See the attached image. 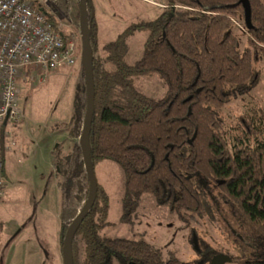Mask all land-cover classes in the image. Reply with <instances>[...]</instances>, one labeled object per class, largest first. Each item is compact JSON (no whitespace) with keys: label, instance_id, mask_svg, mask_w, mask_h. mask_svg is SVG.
Wrapping results in <instances>:
<instances>
[{"label":"trees","instance_id":"1","mask_svg":"<svg viewBox=\"0 0 264 264\" xmlns=\"http://www.w3.org/2000/svg\"><path fill=\"white\" fill-rule=\"evenodd\" d=\"M164 1L154 20L131 24L115 40L99 44L88 0L94 79L91 162L94 169L104 161L121 168L125 178L122 224L131 223L145 192L180 221L205 216V197L198 182L204 179L218 190L232 215L225 225L234 252L218 254L228 255L230 264H264V111L241 117V131L237 133L238 127L231 134L218 114L260 82L257 49L241 51L240 36L233 28L240 22L253 42L264 46V0H248L249 27L241 0ZM45 14L58 29L53 16ZM141 32L147 33L142 56L128 64V39ZM154 74L167 88L158 100L140 93L133 84V78ZM83 107L75 103L76 111ZM83 168L81 160L77 174ZM109 205V194L97 182L95 203L73 239L74 246L75 238H81L83 264H185L174 256L163 260L160 250L143 239L103 236L109 226ZM71 221L60 223L61 251Z\"/></svg>","mask_w":264,"mask_h":264},{"label":"rangeland","instance_id":"2","mask_svg":"<svg viewBox=\"0 0 264 264\" xmlns=\"http://www.w3.org/2000/svg\"><path fill=\"white\" fill-rule=\"evenodd\" d=\"M89 1L99 24V44L115 40L131 24L154 20L165 6L164 0ZM34 3L42 12L51 14L61 34L74 42L75 60L68 68L56 71L29 68L19 76L20 118L0 130L2 148L8 147L5 151L8 181L0 197V264H62L57 240L59 224L68 223L77 215L88 191L84 168L80 174L75 170L82 160L79 138L86 107L79 0H34ZM233 30L240 36L241 51L253 46L257 49L256 67L261 71V79L250 93L237 96L218 110L225 127L231 129L230 134L239 127L241 117L264 111V46L255 44L240 22ZM146 37L147 33L141 32L128 39L125 56L128 64L141 58ZM98 55L104 62L103 54ZM104 67L111 68L106 63ZM133 84L137 91L157 100L167 90L157 74L133 78ZM77 101L84 105L79 112L75 108ZM240 131L239 127L237 133ZM95 176L110 199L109 226L103 229V236L143 239L160 250L163 260L174 256L185 264H208L221 250L234 252L225 225L232 219L230 208L218 190L204 179L198 182L205 197V216L180 221L145 192L131 223L122 224L119 220L125 178L121 168L104 161L96 167ZM60 186L63 193L59 192ZM73 249L74 264H83V243L79 236Z\"/></svg>","mask_w":264,"mask_h":264},{"label":"built area","instance_id":"3","mask_svg":"<svg viewBox=\"0 0 264 264\" xmlns=\"http://www.w3.org/2000/svg\"><path fill=\"white\" fill-rule=\"evenodd\" d=\"M74 42L65 41L30 0H0V130L19 120L18 79L28 68L56 71L74 64ZM0 137V197L4 193L5 151Z\"/></svg>","mask_w":264,"mask_h":264},{"label":"water","instance_id":"4","mask_svg":"<svg viewBox=\"0 0 264 264\" xmlns=\"http://www.w3.org/2000/svg\"><path fill=\"white\" fill-rule=\"evenodd\" d=\"M245 9V22L250 26V6L248 0H241ZM88 0H79V29L81 35V65L84 72L86 86V107L83 120V126L79 138L80 149L82 153V161L84 171L88 181L87 197L77 213L68 225L63 239L62 246V264H73V239L76 231L89 211L92 209L97 196V179L95 169L90 157V132L92 124V116L94 112V79H93V64L90 53V30L88 22ZM2 143V142H1ZM230 257L226 254H218L213 257L209 264H223L229 261Z\"/></svg>","mask_w":264,"mask_h":264},{"label":"crops","instance_id":"5","mask_svg":"<svg viewBox=\"0 0 264 264\" xmlns=\"http://www.w3.org/2000/svg\"><path fill=\"white\" fill-rule=\"evenodd\" d=\"M149 2L151 1H153L154 2V0H148ZM162 2H163V0H162ZM159 4H160V2H159ZM161 5H164V4H162L161 3ZM165 7V6H164ZM93 15H94V13H93ZM94 18H95V20H96V24H97V37H98V34H99V24H98V22H97V17H96V15H94ZM4 162H5V156H4ZM5 177H6V182L8 181V175H7V171H6V166H5ZM59 189V192L60 193H63V190H62V187L60 186V188H58ZM106 190V189H105ZM55 192H57L56 190H55ZM58 195V194H57ZM61 223V222H60ZM59 227H60V224H59ZM59 239V229H58V237H57V240ZM58 243H59V240H58Z\"/></svg>","mask_w":264,"mask_h":264},{"label":"flooded vegetation","instance_id":"6","mask_svg":"<svg viewBox=\"0 0 264 264\" xmlns=\"http://www.w3.org/2000/svg\"><path fill=\"white\" fill-rule=\"evenodd\" d=\"M211 261H212V259H211V260H209V263H210ZM209 263H208V264H209Z\"/></svg>","mask_w":264,"mask_h":264}]
</instances>
